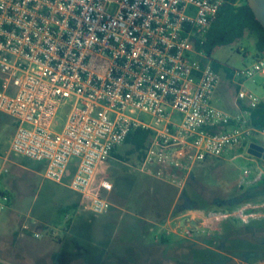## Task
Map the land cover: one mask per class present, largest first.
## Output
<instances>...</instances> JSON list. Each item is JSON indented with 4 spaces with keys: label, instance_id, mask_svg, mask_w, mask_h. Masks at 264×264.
I'll return each mask as SVG.
<instances>
[{
    "label": "built area",
    "instance_id": "1",
    "mask_svg": "<svg viewBox=\"0 0 264 264\" xmlns=\"http://www.w3.org/2000/svg\"><path fill=\"white\" fill-rule=\"evenodd\" d=\"M226 2L0 0V111L16 124L11 152L45 163V178L59 184L79 159L67 186L93 213L104 214L113 205L102 192L114 185L102 180L95 188L98 171L132 131L144 129L153 133L146 172L163 177L170 171L169 181L183 191L194 166L238 149L253 131L264 134L252 124L262 99L245 86L264 77V53L234 71L238 101L246 105L242 115L213 106L221 76L198 46ZM62 108L68 114L59 132ZM7 172L4 163L0 176ZM263 176L260 171L255 182ZM10 200L1 194L0 210ZM247 209L236 213L245 222ZM233 214L191 210L171 222L178 220L177 235L191 238L206 223Z\"/></svg>",
    "mask_w": 264,
    "mask_h": 264
},
{
    "label": "rangeland",
    "instance_id": "2",
    "mask_svg": "<svg viewBox=\"0 0 264 264\" xmlns=\"http://www.w3.org/2000/svg\"><path fill=\"white\" fill-rule=\"evenodd\" d=\"M256 58L251 36L210 58L221 76L213 106L233 117L242 115L246 105L238 101L234 71ZM2 83L0 74V89ZM245 86L264 100V77L247 80ZM67 114L66 108L59 111L56 131L64 128ZM15 130L14 119L0 111V166L9 169L0 176V200L1 194L11 199L0 210V264H56L63 251L71 264H264V176L255 182L264 173V160L249 153L251 144L264 148L262 131H253L224 157L194 166L183 191L169 181L170 171L163 177L146 172L144 150L124 143L100 172L114 185L113 191L102 192L113 207L95 214L89 201L67 186L79 159L72 160L63 184L47 180L45 163L11 152ZM243 207L251 215L246 222L236 216ZM191 210L234 214L206 223L191 238L176 234L178 220L163 223ZM169 230L167 241L165 236L156 239Z\"/></svg>",
    "mask_w": 264,
    "mask_h": 264
},
{
    "label": "trees",
    "instance_id": "3",
    "mask_svg": "<svg viewBox=\"0 0 264 264\" xmlns=\"http://www.w3.org/2000/svg\"><path fill=\"white\" fill-rule=\"evenodd\" d=\"M247 36L255 38L256 56L259 57L264 53L263 25L257 20L248 0H227L212 25L207 42L198 46V49L211 58L221 47L236 45ZM213 66L218 71L217 66L215 64ZM252 124L255 128L264 130V100L252 111ZM152 139L151 131L137 129L129 134L125 143L131 144L136 149L144 150L145 156V151ZM100 172L101 168L94 184L95 188H98L103 180ZM56 264H71L66 251L58 256Z\"/></svg>",
    "mask_w": 264,
    "mask_h": 264
},
{
    "label": "water",
    "instance_id": "4",
    "mask_svg": "<svg viewBox=\"0 0 264 264\" xmlns=\"http://www.w3.org/2000/svg\"><path fill=\"white\" fill-rule=\"evenodd\" d=\"M248 1L257 20L260 21L264 27V0H248ZM249 153L254 157L264 160V148L257 144H251ZM192 225L196 227L195 223H192Z\"/></svg>",
    "mask_w": 264,
    "mask_h": 264
},
{
    "label": "crops",
    "instance_id": "5",
    "mask_svg": "<svg viewBox=\"0 0 264 264\" xmlns=\"http://www.w3.org/2000/svg\"><path fill=\"white\" fill-rule=\"evenodd\" d=\"M102 168V167H101ZM103 180H106L105 178H103ZM163 223H166V224H171V220H167L166 222H165V220L163 221ZM156 225H159V224H156ZM152 228H150V230H151ZM172 235V234H171ZM171 235H168L167 233L166 234H161V235H159L156 239H159V237L160 238H162L163 236H165L166 237V241H167V239L171 236ZM165 240V239H164ZM163 240V241H164Z\"/></svg>",
    "mask_w": 264,
    "mask_h": 264
}]
</instances>
